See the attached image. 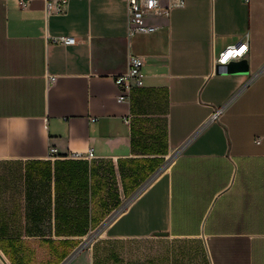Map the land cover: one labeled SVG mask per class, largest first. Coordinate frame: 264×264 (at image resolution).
Instances as JSON below:
<instances>
[{
	"label": "crops",
	"instance_id": "crops-1",
	"mask_svg": "<svg viewBox=\"0 0 264 264\" xmlns=\"http://www.w3.org/2000/svg\"><path fill=\"white\" fill-rule=\"evenodd\" d=\"M46 1L20 8L0 0V251L8 264H26L23 253L37 264L38 235L5 230L38 212L17 172L50 160L51 147L91 149L116 186L118 173L124 196L139 186L101 237L153 240L154 264H264V0H184L149 20L154 32L133 36L124 0H68L61 13L53 5L47 13ZM58 36L76 42L51 40ZM245 41L231 61L246 72L225 73L228 63L217 72L218 54ZM130 54L143 61L142 87L118 103L114 77ZM180 244L193 259L177 258ZM94 245L67 264H96Z\"/></svg>",
	"mask_w": 264,
	"mask_h": 264
},
{
	"label": "rangeland",
	"instance_id": "rangeland-1",
	"mask_svg": "<svg viewBox=\"0 0 264 264\" xmlns=\"http://www.w3.org/2000/svg\"><path fill=\"white\" fill-rule=\"evenodd\" d=\"M97 162L98 160H46L35 167L20 169L19 173L17 172L19 179H22L20 184L24 191H28L30 199L34 201V207L39 210L33 217L28 218L30 222L26 216L25 225L21 224L20 229L5 231L17 237L38 235L35 243L40 248L35 253L37 264H61L68 254L90 239L92 241L85 249H90L92 244H95L91 252L96 264H154L155 251L158 250L153 240L112 241L101 237L99 230H104L103 226L123 211L129 203V197L139 186L131 194L124 196L118 173L115 175L116 186L106 171L107 164L98 166ZM84 179L88 187L86 193L80 185ZM98 181L101 187L94 196L89 186ZM90 195L97 202L95 205L91 204ZM118 199L120 201H117ZM58 206L64 209H75L76 206L77 211L81 206L85 207L82 211L86 217L82 226L85 230L83 235H79L78 228H74L73 219H68L63 212H59ZM91 220L97 224L92 226ZM3 231L0 230V234ZM48 248H51V252L47 251ZM179 248L183 252L179 253L177 258L193 259L188 252L189 247L180 244Z\"/></svg>",
	"mask_w": 264,
	"mask_h": 264
},
{
	"label": "built area",
	"instance_id": "built-area-1",
	"mask_svg": "<svg viewBox=\"0 0 264 264\" xmlns=\"http://www.w3.org/2000/svg\"><path fill=\"white\" fill-rule=\"evenodd\" d=\"M20 8H25L29 0H16ZM126 9L127 35L149 34L154 32L157 27L149 23L153 18H166L170 14L172 8H181L184 6V0H170L168 5L162 6L160 0H124ZM68 0H47L46 12L49 13L51 5L56 13H61ZM53 42L62 45H73L76 41L73 37L58 36L51 38ZM238 44L240 45L238 47ZM243 49V51H241ZM247 50V42H239L227 46L222 50L214 60V68L225 65L230 60L239 58ZM128 69L125 73L114 77V83L119 88V95L116 97L118 103L128 102L130 91L133 88L142 87L141 68L143 61L140 56L130 54L127 59ZM218 111L214 112L212 118H215ZM48 158L50 160L69 159V160H96L91 149L86 153H68L65 155L58 154L53 147L48 150ZM116 161V160H114ZM0 264H8L4 255L0 251Z\"/></svg>",
	"mask_w": 264,
	"mask_h": 264
},
{
	"label": "trees",
	"instance_id": "trees-1",
	"mask_svg": "<svg viewBox=\"0 0 264 264\" xmlns=\"http://www.w3.org/2000/svg\"><path fill=\"white\" fill-rule=\"evenodd\" d=\"M97 166V165H96ZM108 173H109V175H110V177L113 179V171H112V169L110 168V169H108ZM120 173H121V171H120ZM97 181V180H96ZM82 182V184H80L84 189V193H86V191L85 190H87V184H85L86 183V180L84 179V180H82L81 181ZM101 183L98 181V182H96V183H94V184H90V191H91V194L92 195H96V193H97V191L99 192V188L101 187V185H100ZM117 194V192L115 193V195ZM116 198H117V195H116ZM118 201V200H117ZM90 202H91V204L92 205H95V203H97L96 201H94L93 200V197H91V195H90ZM58 210H59V212H63V214L68 218V219H73L74 220V228H78V233H79V235H83L84 233H85V230H83L82 228V226H84V224H85V222H86V217H85V215H84V213L82 212L83 211V209L85 208L84 206H81V208L80 209H78V213L75 215V214H73V209L72 208H61V207H59L58 206ZM61 208V209H60ZM81 210V211H80ZM65 211V212H64ZM63 221L65 220L64 218L62 219ZM97 224V222H95V221H93V220H91V225L92 226H94V225H96ZM69 226H72V225H69ZM51 249V248H50ZM25 253H23V256L22 257H20L18 260L19 261H21V262H24V263H27V262H30V259H28L27 257H25Z\"/></svg>",
	"mask_w": 264,
	"mask_h": 264
},
{
	"label": "water",
	"instance_id": "water-1",
	"mask_svg": "<svg viewBox=\"0 0 264 264\" xmlns=\"http://www.w3.org/2000/svg\"><path fill=\"white\" fill-rule=\"evenodd\" d=\"M217 72H219V70L217 69ZM244 73L246 72V66L243 62H234V61H229L226 69H225V73ZM144 186H142L137 192L136 194H138ZM135 194V195H136ZM90 241H92V239L88 240L85 244H82L79 248H77L75 250V252H73L68 258H66L61 264H67L83 247H85L87 244L90 243Z\"/></svg>",
	"mask_w": 264,
	"mask_h": 264
},
{
	"label": "snow or ice",
	"instance_id": "snow-or-ice-1",
	"mask_svg": "<svg viewBox=\"0 0 264 264\" xmlns=\"http://www.w3.org/2000/svg\"><path fill=\"white\" fill-rule=\"evenodd\" d=\"M241 51H243V49H241Z\"/></svg>",
	"mask_w": 264,
	"mask_h": 264
}]
</instances>
